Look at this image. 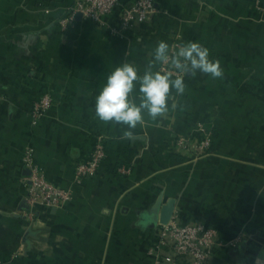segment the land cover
<instances>
[{
  "label": "crops",
  "instance_id": "1",
  "mask_svg": "<svg viewBox=\"0 0 264 264\" xmlns=\"http://www.w3.org/2000/svg\"><path fill=\"white\" fill-rule=\"evenodd\" d=\"M77 1L0 0V261L166 263L168 248L155 249L161 226L150 227L147 214L161 196L162 204L175 200L171 219L216 232L206 264H264L250 243H264V0H152L157 11L130 28L119 8L101 23L77 14L61 24ZM162 40L169 51L198 41L224 74H183V94L171 89L167 111L155 119L145 112L125 138V125L95 117V96L124 63L141 76L149 66L161 72L154 50ZM138 88L129 94L136 104ZM43 94L51 103L33 121ZM199 126L211 132L209 152H179L177 137ZM99 138L104 159L76 181ZM27 154L68 191L66 202L27 205Z\"/></svg>",
  "mask_w": 264,
  "mask_h": 264
},
{
  "label": "built area",
  "instance_id": "2",
  "mask_svg": "<svg viewBox=\"0 0 264 264\" xmlns=\"http://www.w3.org/2000/svg\"><path fill=\"white\" fill-rule=\"evenodd\" d=\"M116 8H119V21L122 28H130L135 23L147 22L157 11L152 0H136L129 6H121V0H78L68 16L60 20V23L64 25L67 20H73L77 14L82 20L101 23L102 17L111 14ZM179 47L178 44H175V47L169 51V55L171 56ZM161 72L181 75L174 71L170 63L166 61L162 62ZM50 103L51 99L47 94H43L35 102L31 110L33 121L38 120L45 113ZM192 137H198V139ZM210 141L211 132L199 126L195 136H178L175 146L179 152H188L194 158H199L209 152ZM104 157L103 141L99 138L88 161L76 167L75 180L79 181L82 178L95 175ZM24 161L30 169L25 185L27 205L31 208L36 205L55 208L69 199L67 190L50 183L37 168L30 166L28 154ZM31 211L29 210L28 216H32ZM160 226L155 249L168 248L170 258L166 263L158 264H206L210 251L217 240L216 232L213 229L207 228L201 223H181L176 219H171L168 224ZM0 264L3 262L0 261Z\"/></svg>",
  "mask_w": 264,
  "mask_h": 264
},
{
  "label": "clouds",
  "instance_id": "3",
  "mask_svg": "<svg viewBox=\"0 0 264 264\" xmlns=\"http://www.w3.org/2000/svg\"><path fill=\"white\" fill-rule=\"evenodd\" d=\"M154 60L170 63L172 69L181 75L173 78L171 73L153 72L149 66L141 76L133 65L124 63L107 75L95 96V117L104 123L125 125V138H133L131 130L143 123L145 112L155 119L167 111L171 89L183 94V74L191 71L195 75L199 71L213 79L224 74L220 61L212 59L209 50L198 41L184 43L171 56L168 43L159 41L154 50ZM137 83L141 95L139 104L129 99Z\"/></svg>",
  "mask_w": 264,
  "mask_h": 264
},
{
  "label": "water",
  "instance_id": "4",
  "mask_svg": "<svg viewBox=\"0 0 264 264\" xmlns=\"http://www.w3.org/2000/svg\"><path fill=\"white\" fill-rule=\"evenodd\" d=\"M175 200L170 198L165 203L162 204V197L159 196L154 204L151 206L150 210L147 212L148 216L151 217L149 223L150 227H155L156 225H166L172 218L174 212ZM250 243L254 244L260 249L259 256L264 259V243L259 244L257 242Z\"/></svg>",
  "mask_w": 264,
  "mask_h": 264
},
{
  "label": "trees",
  "instance_id": "5",
  "mask_svg": "<svg viewBox=\"0 0 264 264\" xmlns=\"http://www.w3.org/2000/svg\"><path fill=\"white\" fill-rule=\"evenodd\" d=\"M192 138L198 139V137H192ZM175 158H177V159H182V157L179 156V155H175Z\"/></svg>",
  "mask_w": 264,
  "mask_h": 264
}]
</instances>
